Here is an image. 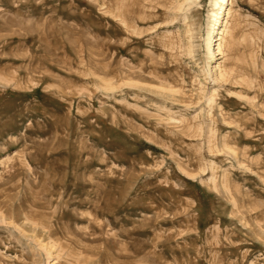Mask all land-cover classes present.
I'll return each instance as SVG.
<instances>
[{
  "label": "rangeland",
  "instance_id": "1",
  "mask_svg": "<svg viewBox=\"0 0 264 264\" xmlns=\"http://www.w3.org/2000/svg\"><path fill=\"white\" fill-rule=\"evenodd\" d=\"M0 264H264V0H0Z\"/></svg>",
  "mask_w": 264,
  "mask_h": 264
},
{
  "label": "bare ground",
  "instance_id": "2",
  "mask_svg": "<svg viewBox=\"0 0 264 264\" xmlns=\"http://www.w3.org/2000/svg\"><path fill=\"white\" fill-rule=\"evenodd\" d=\"M224 1H227V2H228L229 0H219V3H222V4H223ZM220 38H221V37H220Z\"/></svg>",
  "mask_w": 264,
  "mask_h": 264
}]
</instances>
